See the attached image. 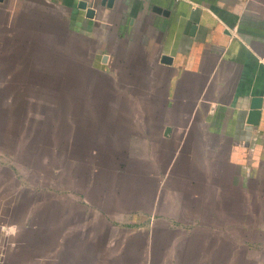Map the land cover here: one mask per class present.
I'll return each mask as SVG.
<instances>
[{"label":"crops","instance_id":"0c3cea01","mask_svg":"<svg viewBox=\"0 0 264 264\" xmlns=\"http://www.w3.org/2000/svg\"><path fill=\"white\" fill-rule=\"evenodd\" d=\"M80 1L0 0V70L91 92L38 230L33 203L11 216L23 180L0 150V263L264 264V0Z\"/></svg>","mask_w":264,"mask_h":264},{"label":"rangeland","instance_id":"374dc122","mask_svg":"<svg viewBox=\"0 0 264 264\" xmlns=\"http://www.w3.org/2000/svg\"><path fill=\"white\" fill-rule=\"evenodd\" d=\"M47 69L34 70L28 77L19 72L18 77L13 76V79L7 77L8 73L0 70V80L7 79L5 84L0 86V132L7 133V136L0 135V150L11 154V160L19 165L20 181L28 184L26 186L20 183L18 197L13 199L15 205L10 213L12 217L20 214L28 205L32 207L33 203L36 214L30 216L28 221L36 224V230L42 223L47 224L51 215L58 212V195H54L52 190L58 193L59 189H72L75 182L72 170L74 168H67L62 161L65 152L58 148L62 147L59 144L62 138L60 134L74 125L75 120L81 125L85 118L84 112L89 111L88 104H83L82 100L91 99L89 86H59L60 81L72 77L65 73L59 74L57 70ZM80 78L84 80V74ZM104 80H107L106 77ZM28 82L29 86L26 85ZM106 83L107 81H103V84ZM75 91L78 92V97H75ZM11 100L18 102L15 108L11 107ZM13 109L20 114L18 118L11 119V115L7 114ZM78 111L83 112L78 114ZM26 112L29 113V119L23 118L26 117ZM7 127L17 128L19 131L16 146L9 140L8 131L4 129ZM26 128H29V131ZM47 130L50 132L48 135ZM24 131L30 134L26 135ZM29 222H26L28 228L31 226ZM21 228L22 226L19 236L23 230ZM24 237L27 238V235L24 234ZM41 250V247L35 248V252ZM8 258L7 256L6 261L0 264H12Z\"/></svg>","mask_w":264,"mask_h":264},{"label":"water","instance_id":"95a60500","mask_svg":"<svg viewBox=\"0 0 264 264\" xmlns=\"http://www.w3.org/2000/svg\"><path fill=\"white\" fill-rule=\"evenodd\" d=\"M79 6H81L82 8L86 7V3L81 0L79 2ZM86 9V15L87 16H92L93 15V8L87 7ZM168 57L167 56H163L162 60H167ZM259 108H260V102H259V98H255L252 100V103L250 105V111L248 112V119L250 122L252 123H256V121L258 120V116H259Z\"/></svg>","mask_w":264,"mask_h":264}]
</instances>
